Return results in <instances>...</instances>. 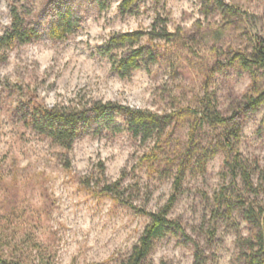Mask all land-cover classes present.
<instances>
[{
    "label": "rangeland",
    "instance_id": "374dc122",
    "mask_svg": "<svg viewBox=\"0 0 264 264\" xmlns=\"http://www.w3.org/2000/svg\"><path fill=\"white\" fill-rule=\"evenodd\" d=\"M58 1L0 0V34L12 6L38 29L0 60V228L10 254L31 264H120L149 219L101 187L118 181L124 200L155 211L172 192L175 167L162 161L149 172L140 158L153 141L132 137L119 117L121 131L94 125L66 149L32 128L31 103L94 99L170 113L196 109L208 92L220 112L230 113L250 77L237 67L217 68L215 49L225 60L230 48L249 49L253 35L264 37V0H223L243 12L227 18L199 0H138L127 11L122 0H66L79 24L54 39L47 30ZM157 15L185 44L155 40L160 58L120 77L103 53L107 40L114 33L149 30ZM192 123L190 112L176 115L171 150L184 147ZM213 131L207 125L197 131L204 134L202 146ZM238 148L263 163L264 106L243 117ZM224 156L221 151L210 158L205 172L187 173L169 214L182 230L170 228L156 239L145 264H193L192 241L204 251L206 264H244L238 241L248 235L247 223L236 213L232 225L211 214Z\"/></svg>",
    "mask_w": 264,
    "mask_h": 264
},
{
    "label": "trees",
    "instance_id": "16d2710c",
    "mask_svg": "<svg viewBox=\"0 0 264 264\" xmlns=\"http://www.w3.org/2000/svg\"><path fill=\"white\" fill-rule=\"evenodd\" d=\"M66 0H59L52 20L48 25V35L54 39H63L78 27V19ZM138 0H122L121 9L127 11ZM201 4L213 6L225 18L242 16L238 8L224 3L223 0H199ZM159 3L160 0H155ZM149 30H134L114 33L107 40L103 53L108 56L112 70L120 77H129L143 63L153 64L162 55L155 40L164 44H185L176 33L168 31L166 19L157 15ZM38 35V29L30 25L22 12L12 6L9 25L0 34V60L5 58L8 49L16 44L26 43ZM219 58L217 68L237 67L247 73L250 84L247 90L231 105L230 113L220 112L212 101V95L206 92L199 100L196 109L183 108L177 112L158 113L148 108H133L118 101L80 100L69 104L57 102L52 106L31 103L29 124L38 133L44 134L58 145L68 149L77 137L94 125L111 131H121V125L115 119L119 117L127 126L131 136L145 143L153 141L151 149L140 158L149 172H156L158 164L164 161L175 167L172 192L166 202L155 211H147L123 199V190L119 182L104 184L100 192L117 202H122L141 215L148 217L137 241L130 253L120 264H145L156 239L167 230L181 231L180 223L169 217L170 211L182 190V183L189 172H205L210 158L219 152L225 154L222 163L223 183L211 197V214L215 220L236 224L233 213L238 214L248 225V235L239 239L240 257L244 264H264V160H250L242 155L238 148L241 136V124L247 113L256 112L264 106V37L253 35L249 49L230 48L228 56L216 50ZM190 112L193 123L189 138L179 150L170 149V139L176 115ZM204 125L214 128L212 140L202 146L204 137L197 131ZM219 127L220 130H216ZM255 175V179L254 176ZM0 228V264H31L25 259L10 254ZM193 264H206L204 251L195 241ZM159 264H170L160 261Z\"/></svg>",
    "mask_w": 264,
    "mask_h": 264
}]
</instances>
